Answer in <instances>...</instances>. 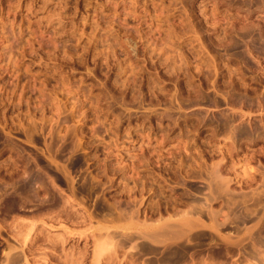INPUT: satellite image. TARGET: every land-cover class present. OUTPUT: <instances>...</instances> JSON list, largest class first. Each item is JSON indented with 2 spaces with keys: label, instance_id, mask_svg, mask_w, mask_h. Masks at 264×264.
I'll use <instances>...</instances> for the list:
<instances>
[{
  "label": "rangeland",
  "instance_id": "1",
  "mask_svg": "<svg viewBox=\"0 0 264 264\" xmlns=\"http://www.w3.org/2000/svg\"><path fill=\"white\" fill-rule=\"evenodd\" d=\"M183 241L177 264L264 251V0H0V264Z\"/></svg>",
  "mask_w": 264,
  "mask_h": 264
},
{
  "label": "bare ground",
  "instance_id": "2",
  "mask_svg": "<svg viewBox=\"0 0 264 264\" xmlns=\"http://www.w3.org/2000/svg\"><path fill=\"white\" fill-rule=\"evenodd\" d=\"M190 214H191V213H190ZM186 215H187V214H186ZM186 215L184 216V217H185V218H184V221L182 220L183 222L180 223L179 229H178V227H177V229H178L177 234H180V233H181V235H184V236H182V237H186L185 235L189 236V235H188V232H187L188 229H187V230L185 229V231H184V228H186V227H184V226L187 225V227H188L189 230H190V228H191V229H192V227L194 228V226H193L194 224H193V225H189V226H191V227H189L188 224H189V223L191 224V223H195V222H197V221L193 222L194 220H192L191 216H190V218H186V217H187ZM210 215H211V214H210ZM188 217H189V216H188ZM190 219H191V220H190ZM182 223H183V224H182ZM167 224H168V223H167ZM176 224H177V222H176ZM176 224H175V222L173 223V225H176ZM181 224H182V225H181ZM165 225H166V224H165ZM177 225H179V224H177ZM183 225H184V226H183ZM182 226H183L184 228H183ZM160 227H161V226H160ZM180 227H181V228H180ZM175 228H176V227H174V229H175ZM177 229H176V230H177ZM182 229H183V230H182ZM176 230H174L173 232L176 233ZM181 230H182V231H181ZM189 230H188V231H189ZM192 230H193V229H192ZM183 231H184L185 233L187 232V234H185ZM178 232H180V233H178ZM191 232H192V231H191ZM191 232H189V233L191 234ZM182 233H183V234H182ZM161 235H162V230H161V231H158V232H155V233L153 232V233L150 235V238H151V242H150V240H149L150 245H151V243H156L157 239H160V236H161ZM129 236H130V235H129ZM180 237H181V236H180ZM180 237H178V238H180ZM189 237H190V236H189ZM130 238H131V237H130ZM132 239H133V238H131V240H132ZM153 241H155V242H153ZM158 241H159V240H158ZM185 241H187V239H186ZM176 242H177V241H176ZM176 242H175V244H176ZM100 243H101L100 245H99V243H98V246L96 245L97 247H95V253H96V250H97V253H96V254H98V252H101V251L103 252L104 249L107 248V245H105L106 247L104 246V242H103V241L100 242ZM173 243H174V242H173ZM183 243H184V241H183ZM185 244H186V243H184V244H179V245L176 246L175 248L169 250V252L172 251V253H173V251H176L175 254L173 253L175 256H174V258H173V261H174V262L172 261V264H173V263L177 264V262H175V261H178L180 258H182V257L184 256V254L187 256V252H186V251H187L188 248H187V249L184 248L185 251L182 249L183 247L180 248L182 245L186 246ZM176 245H177V244H176ZM143 246H144V244H143L141 247H143ZM144 248H145V247H144ZM148 248H149V247H148ZM181 249L183 250V252H186V253L183 254V253L181 252V251H182ZM105 250H106V249H105ZM180 250H181V251H180ZM252 252H253V253H252ZM172 253H170V254H172ZM249 253H250L249 255L252 254L253 257L256 259V261H254V262H250V264H258V263H259V264H264V251H262V252H258V251H251V252H250V251H249ZM167 254H168V253H167ZM167 254H166V255H167ZM170 254H169V255H170ZM173 254H172V255H173ZM99 255H101V253H100ZM189 255H190V254H189ZM252 255H251V256H252ZM96 256H97V255H96ZM161 256H162V255H161ZM164 256H165V255H164ZM186 256H184V257H186ZM162 257H163V256H162ZM171 257H172V256H171ZM157 258H158V257H157ZM157 258H156L157 261L161 259V257H159V259H157ZM167 258H168V257H167ZM162 259H163V258H162ZM169 259H170V258H169ZM184 259H185V258H183L182 261H183ZM186 259H188V257H187ZM186 259H185V260H186ZM16 260H17V259H16ZM185 260H184V262H187V261H185ZM166 261H167V259H166ZM166 261H165V262H166ZM151 262H153V261H151ZM154 262H156V261L154 260ZM158 262H160V261H158ZM257 262H258V263H257ZM168 263H169V262H168ZM162 264H164V263H163V260H162ZM165 264H167V263H165ZM170 264H171V263H170Z\"/></svg>",
  "mask_w": 264,
  "mask_h": 264
}]
</instances>
